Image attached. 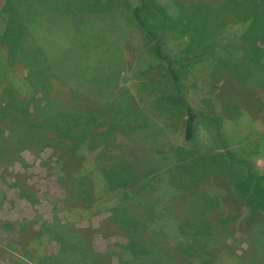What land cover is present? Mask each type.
Returning <instances> with one entry per match:
<instances>
[{
    "label": "rangeland",
    "instance_id": "rangeland-1",
    "mask_svg": "<svg viewBox=\"0 0 264 264\" xmlns=\"http://www.w3.org/2000/svg\"><path fill=\"white\" fill-rule=\"evenodd\" d=\"M149 1L154 6L152 11ZM196 1L199 0H0L3 59H14L17 71L22 75L29 71L26 65L46 66L55 74L49 82L54 97L67 103L76 93L84 95L81 105L75 104L78 108H87L86 113L96 110L97 123L102 124L101 127L138 126L136 131L142 135L133 137L139 151H136L137 156L130 151V156L135 155L131 157L134 165L130 171L134 175L141 163L143 174L148 172L154 184L164 183L173 172V148L182 162L191 159L189 163L197 159L200 151L208 155L228 151L241 159L247 156V152L240 151L243 146L253 149L248 165L239 160L228 161L224 171L216 170L214 164L211 167L206 164L209 171L200 169L205 165L201 159L196 166L198 170L190 166L185 169L183 165V174L189 180H178L177 185L183 191L177 198L181 209L187 205L186 209L192 210L189 222L195 225L198 233H206L204 231L210 230L212 225V235L224 242L223 248L227 249H223V257L214 264H238L239 257L248 256V251L256 256L257 260L253 259L255 264L261 263L264 235L255 226L261 219H251L247 223L243 215L250 208L264 212V138L261 136L264 135V104H261L264 94L262 96L260 91L264 84V68L253 67L248 79L235 77L232 70L210 69L212 66L201 62L204 58L196 53V62L179 65L185 85L184 94H180L163 69L167 60L158 52V45H169V58L181 59L185 56L182 48L186 51L189 48L184 47L186 38L182 32L187 30L194 34L192 48L200 49L199 32H205L207 28L214 32L224 23L219 12H197V6L193 4ZM141 2L146 4L141 7ZM148 17L156 24L148 22ZM141 19L150 28H146ZM157 34L165 43H157ZM227 42L216 38L220 62L231 57L230 47L234 55L240 56L236 45L230 46ZM11 45L13 51L16 50L14 58L7 56ZM162 53H165L163 49ZM183 98L199 113L191 143L184 140L186 107L181 103ZM208 115L220 122L216 123ZM124 150L118 148L116 154L124 153ZM158 156L165 161L159 164L156 161ZM23 158V163L17 162L10 167L11 174H3L0 169V188L5 195L0 220L41 216L37 222L40 227L44 220L52 221L55 216L54 207L46 198L48 172L43 164V161L52 163L54 159L50 149L43 151L41 158L25 151ZM248 171L260 175L257 193L254 190L243 193L238 186ZM14 173L28 176V183L37 190V205L33 206L20 196L14 185ZM171 193L170 190L164 197L159 194L160 197L155 194L151 198L147 196L143 205L147 208L168 203ZM252 211L249 210L250 215ZM107 216L108 213H101L77 220L78 226L98 227ZM242 219L245 224L234 230ZM13 239L14 236L1 237L0 245L13 243ZM124 242L120 236L103 238L97 235L94 246L104 251L110 243ZM58 249L55 242L49 247L51 252ZM0 264L18 263L6 258L0 259ZM113 264L117 261L114 260Z\"/></svg>",
    "mask_w": 264,
    "mask_h": 264
},
{
    "label": "trees",
    "instance_id": "trees-1",
    "mask_svg": "<svg viewBox=\"0 0 264 264\" xmlns=\"http://www.w3.org/2000/svg\"><path fill=\"white\" fill-rule=\"evenodd\" d=\"M141 3V7L146 4ZM150 4L149 9L152 11L154 6L152 2ZM193 4H196L197 12L202 14L219 12L224 23L214 32L209 28L199 32L200 49L192 48L194 34L187 30L182 32L186 38L184 47L189 48L188 51L182 48L185 56L181 59L169 58V45H158V52L167 60L163 69L180 94H184L185 85L179 65L196 62V53L204 58L201 62H208L212 66L210 69L232 70L235 77L248 79L252 76L253 67L264 68V0H199ZM148 18V22L156 24L154 19ZM141 21L145 25L144 20ZM145 27L150 28L147 24ZM157 35V43H165ZM216 38L227 40L230 46L236 45L240 56L234 55L230 47L231 57H224L228 61H218L221 55L215 45ZM10 47L7 56L14 58L16 50L13 51L12 45ZM162 49L165 53H162ZM4 57L0 45V169L3 174H11L9 169L12 165L24 162L23 152L29 151L41 158L42 152L50 149L54 161H43V164L48 172L46 198L53 205L55 216L52 221L44 220L40 227H37V222L41 216L15 221L0 220V238L14 236L13 243L0 245V259L8 258L18 264H113L114 260L117 264H214L223 257L222 252L226 247L223 248L224 242L220 238L212 235L213 226L210 224V230L204 231L206 233H198L195 225L189 222L192 210L186 209L187 205L182 209L179 207L177 195L183 190L177 182L179 179L184 182L189 180L183 174V165L185 169L190 166L198 170L201 159L205 165L200 169L209 171L206 164L210 167L214 164L216 170L224 171L228 161L239 160L248 165L249 154L253 153V149L243 146L240 151L247 152V156L241 159L228 151L211 155L200 151L197 152V159L189 163L191 159L182 162L173 148V172L164 183L154 184L148 172L143 174L145 171L140 168L141 163L134 175L130 171L134 165L131 157L135 156H130V151L137 156L139 148L133 142V137L142 135L136 131L138 126L101 127L102 124L97 123L99 118L96 110H86L87 114L84 111L87 108L77 107L76 104L84 100V95L76 93L73 100L67 103L54 97L49 82L55 74L46 66L24 65L29 71L22 75L17 71L14 59L5 61ZM260 91L263 96L264 84ZM181 103L186 107L184 140L191 143L199 113L186 99H181ZM210 118L216 123L220 122L219 119ZM261 136L264 138V135ZM118 148L125 149L124 153L116 154ZM161 158H156L159 164L165 161ZM12 176L20 196L33 206L37 205V190L28 183V176L22 173ZM259 177L248 171L238 186L243 193L251 190L257 193L261 182ZM256 179L259 181L255 182ZM151 188L157 190L150 191ZM170 190L172 197L168 203L147 208L143 205L145 197L151 198L154 194L164 197ZM4 201V191L0 188V209ZM250 209L254 210L252 215L249 214ZM250 209L243 217L247 223L260 218L255 226L264 235V212ZM101 213H108V216L98 227L78 226L77 220ZM242 223L245 224L244 219L239 221L234 230H239ZM97 235L103 238L120 236L125 242L110 243L106 250L100 251L94 246ZM53 242L59 246L56 252L49 250ZM261 256L263 260L260 261L264 264L263 252ZM239 259L238 264H255L253 259L257 260L250 251L248 256L243 255Z\"/></svg>",
    "mask_w": 264,
    "mask_h": 264
}]
</instances>
